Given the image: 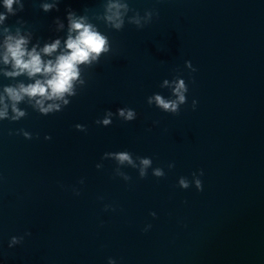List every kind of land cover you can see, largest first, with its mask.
<instances>
[{"label": "water", "instance_id": "95a60500", "mask_svg": "<svg viewBox=\"0 0 264 264\" xmlns=\"http://www.w3.org/2000/svg\"><path fill=\"white\" fill-rule=\"evenodd\" d=\"M0 17V264H264V0H0ZM73 21L105 51L61 97L25 94ZM21 39L40 73L15 66Z\"/></svg>", "mask_w": 264, "mask_h": 264}, {"label": "clouds", "instance_id": "9594fccd", "mask_svg": "<svg viewBox=\"0 0 264 264\" xmlns=\"http://www.w3.org/2000/svg\"><path fill=\"white\" fill-rule=\"evenodd\" d=\"M13 0H5V5L11 10V5ZM2 19V17H0ZM72 30H76L78 35L75 39L71 36L67 41V48L71 50L68 55H62L58 58L55 65H52L51 61H49L47 66H44L43 71L46 73H54L51 79L47 80L46 83H41L37 81L34 85H29L27 88H22L21 90L29 95V96H41L47 97L48 99H52L53 97L59 98L65 92H67L71 86V80L76 76V64L85 62L89 59L92 53H96L99 55L101 51H105L104 44L105 40L98 33L91 31L89 27H85L82 24L73 21L72 22ZM24 41L21 39L15 43V45H9V53L11 54L13 60L15 61V66L19 67L22 71L28 70V74L34 75L36 73H40L42 71L41 67V59L38 54L27 53L30 57L29 60L25 61L22 58L25 55V52L21 45ZM59 41L56 44L48 45L44 48V52L50 54L55 50ZM5 62H7V57L5 58ZM180 87H183L181 84ZM48 89H51V92L48 93ZM9 95L13 100L21 99V96L13 89H7ZM179 91V88L177 89ZM181 101H183V96L180 97ZM156 101L158 104L162 105L165 109H172L173 111L176 109L175 103H165L159 96L156 97ZM37 103H41L42 101H38ZM54 107L53 105H49V109ZM49 109H42L47 112ZM0 115H4V113H0ZM22 115V113H21ZM121 115H124L121 112ZM133 113L130 111L127 114V119H132ZM107 123V121H105ZM120 161L128 160L129 157L126 153H121L119 155ZM142 163L147 166L149 164L148 160H143ZM143 175V173H142ZM157 175H161L160 172H157ZM184 187H187L183 181H181Z\"/></svg>", "mask_w": 264, "mask_h": 264}]
</instances>
